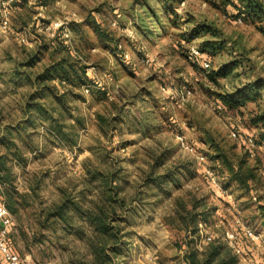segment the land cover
Here are the masks:
<instances>
[{"label":"rangeland","instance_id":"obj_1","mask_svg":"<svg viewBox=\"0 0 264 264\" xmlns=\"http://www.w3.org/2000/svg\"><path fill=\"white\" fill-rule=\"evenodd\" d=\"M43 6L13 0L6 29L0 15V137L11 131L15 138L20 127L19 137L37 145L27 149L18 141L26 162L11 164L16 189L30 194L18 218L9 213L13 225L7 239L21 264H93L91 230L78 211L70 209L66 221L48 217L66 196L82 209L113 210L123 244L116 264H185L188 248L201 252L210 241L223 242V231L237 229V221L261 234L260 243L243 242L248 261L259 257L264 251V142L259 138L264 36L256 26L236 22L228 0H172L166 6L161 0H48ZM43 19L67 22V43L89 77L66 95L60 110L76 146L56 135L45 142L47 123L36 128L26 123L24 107L37 91L35 77L50 64L55 46L54 37L39 30ZM201 26L213 32L196 37L193 30ZM205 40L224 47L207 61L200 58L209 63L202 69L188 59V49ZM230 62L240 63L227 77L211 81L209 75ZM256 82L259 97L239 109H225L216 96ZM50 85L65 91L58 81ZM49 100L43 101L58 108ZM178 137L196 153L183 149ZM205 168L214 170L218 187L207 181ZM230 169L242 172L240 181ZM87 170L112 174L115 201H105L103 187ZM170 174L174 177L166 184L153 181ZM35 184V193L29 191ZM205 234L210 241L203 240Z\"/></svg>","mask_w":264,"mask_h":264},{"label":"trees","instance_id":"obj_2","mask_svg":"<svg viewBox=\"0 0 264 264\" xmlns=\"http://www.w3.org/2000/svg\"><path fill=\"white\" fill-rule=\"evenodd\" d=\"M48 0H43L42 5H46ZM164 6L172 0H161ZM174 1V0H173ZM46 2V3H44ZM228 3L234 9V15L237 18L243 19L245 22H252L258 31L264 36V0H228ZM164 9V8H163ZM174 17L178 18L177 14L174 13ZM236 18V19H237ZM208 27L201 26L193 30V34L198 37L201 33H212ZM55 46L51 50V56L49 65L45 67L44 72L35 77L34 83L36 85V93L29 94L25 111L29 113L26 123L31 126L37 127L36 124H42L45 126L47 123V135H56L69 146H76V139L71 132L65 131V125L61 122V109L65 110V97L67 94H74L75 89H79L81 86L87 84L89 77L86 71V66H84L79 57H73L70 50V46L67 43L68 40L64 38L61 32L55 34L53 40ZM49 47V46H48ZM224 45L222 42H212L205 40L201 43L199 50L201 52V58L203 57L206 61L209 60L208 55L216 56L223 49ZM51 48V47H49ZM56 53L62 54V57L55 58ZM64 55V56H63ZM240 63V62H238ZM237 62H230L228 64L222 65L217 70L213 71L209 75L211 81L215 82L219 78H225L228 74L238 68ZM29 66L33 65V61L30 60ZM58 81L61 85H65V91L60 94L58 90L51 86L50 83ZM256 82L248 87L236 91L233 95L229 94H216L221 105L227 110H236L247 103L256 100L260 95V86ZM67 86V87H66ZM97 93H100L99 91ZM51 95V97H50ZM78 95V94H75ZM48 98L49 102H57L58 108H52L47 102H44ZM58 113L59 116H55ZM77 121L81 120L77 118ZM25 124V123H24ZM23 129L16 127L15 131L17 136L14 138L11 131L6 132L5 138L0 139V148L5 149L7 153L0 152V202L4 204L8 212L17 218L19 217V212L22 208L29 206L28 198L30 194L25 192H19L15 185V175L12 171L11 164L16 161L17 164L23 166L26 162L23 156L22 149L19 146V142L27 147V149H34L37 145L31 146V142H24V139L19 137L20 131ZM10 135V137H8ZM260 142H264V133L260 135ZM35 147V148H34ZM243 164V161L240 162ZM232 171V176L234 179L241 180L240 170ZM87 173L92 180H98L103 187V194L105 195V201L111 203L115 201L112 197L113 194L110 191L117 189L116 184L112 187L110 184L114 183L112 179V174L107 177L106 175L98 172L87 170ZM244 174V173H243ZM249 176H252L251 170H249ZM169 177H174V174L164 175L162 177H154L153 181L157 184H166ZM37 184L30 185V190L35 193ZM75 209L79 213V217L82 222L87 225L91 230V253L93 254V264H116L114 258L122 254L120 246L121 234L119 226H114V217L112 216L113 210L103 211L101 207L96 210L92 209H82L80 205L71 198L67 196L61 200L59 204L54 205L53 210L48 212V217H53L55 219H61L66 221V215L70 209ZM264 209V206H263ZM52 218V219H53ZM49 218H47L48 220ZM191 228L193 235L197 234V227L194 223V218L191 217ZM49 221V220H48ZM82 231H79L81 235ZM83 237V238H82ZM81 238L84 239L83 233ZM10 245V244H9ZM188 247V246H187ZM243 250L248 253L249 249L244 245L241 246ZM11 251L16 253V250L10 246ZM183 262L185 264H237V256L234 255L233 251L224 243L219 240L210 241L201 252L195 250L194 248H188L184 254ZM255 264H260L259 257H254ZM118 258V257H117Z\"/></svg>","mask_w":264,"mask_h":264},{"label":"built area","instance_id":"obj_3","mask_svg":"<svg viewBox=\"0 0 264 264\" xmlns=\"http://www.w3.org/2000/svg\"><path fill=\"white\" fill-rule=\"evenodd\" d=\"M13 0H0V15H2L1 25L4 29L8 28V6ZM26 3L29 6L32 7H38V9L42 10L44 6L42 4H39L38 0H26ZM240 18L236 19V22H240ZM39 30H42L43 32H47L49 36L54 37L56 32H62V36L64 38H68V27L67 22L64 20H56V21H47L46 19H43L39 22ZM24 42V40H22ZM124 56V55H123ZM201 58V52L196 45H191L188 49V59L194 63L200 65L202 69L209 68V63L202 61ZM85 92H89V88H84ZM180 146L189 151L191 154H195L194 148L192 146L187 145L182 137H178ZM248 141L252 143V139L249 138ZM197 155V154H196ZM196 158L199 161H204V156L201 154H198ZM204 174L206 176L207 181L215 186L218 187L219 183L217 180V176L215 175V172L213 169L205 168ZM256 199V198H253ZM238 226L237 229L231 228L226 229L223 231L222 234V240L223 242L233 251L234 255H236L238 258L247 260L248 253H246L243 248L241 247L244 242V240H250L254 243H260L262 241V236L259 232H257L255 229L250 228L249 226L243 225L240 223V221L236 222ZM13 225L12 218L4 206L2 202H0V264H21L20 258L18 254L11 251L10 245L8 243V233ZM204 241H210L211 237L208 234L204 235L203 238ZM260 264H264V251L261 252L260 256ZM248 261V260H247ZM249 264H255L253 261H248Z\"/></svg>","mask_w":264,"mask_h":264}]
</instances>
